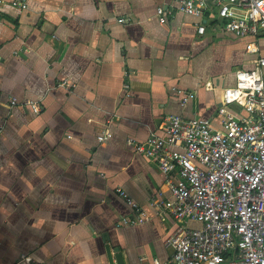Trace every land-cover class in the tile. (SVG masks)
Returning a JSON list of instances; mask_svg holds the SVG:
<instances>
[{
	"label": "crops",
	"instance_id": "1",
	"mask_svg": "<svg viewBox=\"0 0 264 264\" xmlns=\"http://www.w3.org/2000/svg\"><path fill=\"white\" fill-rule=\"evenodd\" d=\"M168 2L0 0V264H107L105 243L123 264L169 255L176 221L150 203L170 198L164 176L128 139L162 135L173 113L220 127L222 87L253 66L245 42L264 55V34L220 30L210 1L201 16L173 2L159 22L155 6ZM181 91L193 93L183 105ZM115 187L142 222H120L133 210Z\"/></svg>",
	"mask_w": 264,
	"mask_h": 264
},
{
	"label": "built area",
	"instance_id": "2",
	"mask_svg": "<svg viewBox=\"0 0 264 264\" xmlns=\"http://www.w3.org/2000/svg\"><path fill=\"white\" fill-rule=\"evenodd\" d=\"M26 1L9 3L24 8ZM171 1L196 16L203 14L210 1L220 30L253 38L264 33V0ZM173 2L155 6L159 22L172 14ZM196 29L202 32L203 22ZM244 49L256 53L253 66L236 67L234 84L222 87L216 108L220 127L202 117L173 113L164 117L162 135L150 133L142 141L128 139L134 152L155 161L170 193V198L152 199L151 205L176 221L164 240L169 255L140 258L138 264H264V79L260 69L264 55L258 53L253 39L245 42ZM181 92L183 105L193 93ZM15 100L11 97L10 103ZM231 103L242 106L246 114L229 111L226 106ZM29 104L38 110L36 102ZM105 136L101 132L96 139L100 142ZM114 191L133 210V215L122 216L120 222H142V207L120 187Z\"/></svg>",
	"mask_w": 264,
	"mask_h": 264
},
{
	"label": "water",
	"instance_id": "3",
	"mask_svg": "<svg viewBox=\"0 0 264 264\" xmlns=\"http://www.w3.org/2000/svg\"><path fill=\"white\" fill-rule=\"evenodd\" d=\"M104 250L107 264H123L121 253L116 246L111 247L109 244L105 243Z\"/></svg>",
	"mask_w": 264,
	"mask_h": 264
},
{
	"label": "trees",
	"instance_id": "4",
	"mask_svg": "<svg viewBox=\"0 0 264 264\" xmlns=\"http://www.w3.org/2000/svg\"><path fill=\"white\" fill-rule=\"evenodd\" d=\"M261 34L263 35L264 33H261ZM261 34H259V35H261ZM259 35H258V36H259ZM258 36H257V37H258Z\"/></svg>",
	"mask_w": 264,
	"mask_h": 264
}]
</instances>
